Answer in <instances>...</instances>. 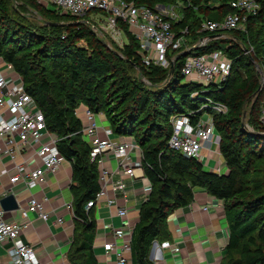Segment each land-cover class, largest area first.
<instances>
[{
	"label": "trees",
	"instance_id": "obj_1",
	"mask_svg": "<svg viewBox=\"0 0 264 264\" xmlns=\"http://www.w3.org/2000/svg\"><path fill=\"white\" fill-rule=\"evenodd\" d=\"M15 1L0 0V59L21 77L26 92L42 110L48 131L60 138V153L72 165L76 237L70 263L98 264L93 249L95 208L87 211L86 207L100 190L99 173L90 157V145L79 133L82 122L76 115L85 106L95 114L102 113L116 135L135 140L153 186L132 233V264H155L150 259L154 243L170 237L169 216L193 203L196 188L224 202L229 242L221 264H264V89L260 91L261 74L245 53L252 48L251 54L264 72V0H258L261 8L256 15L247 16L244 30L229 32L236 41L216 39L197 50L199 54L222 50L232 62L227 81L209 88L183 83L185 57L176 62L171 75L154 64L145 66L140 44L126 24L121 23L120 28L127 42L109 47L92 28L105 20L101 12L76 18L54 8L47 11L36 0H22L21 12L14 8ZM125 1L153 10L160 4L188 3L182 20L173 23V28L176 33L188 29L195 40L211 36L201 32L204 21H221L234 12L232 0ZM29 10L51 15H47L48 21L36 23L23 15ZM91 14L99 15L102 22L91 21ZM44 62L49 63L48 69ZM243 74L248 78L240 81ZM109 93L115 94L112 106L108 105ZM255 96L259 98L245 125L247 103ZM210 102L227 107L226 113L208 110L221 136L225 175L206 171L200 162L168 144L172 116L190 112L195 123L205 112L202 107Z\"/></svg>",
	"mask_w": 264,
	"mask_h": 264
},
{
	"label": "built area",
	"instance_id": "obj_2",
	"mask_svg": "<svg viewBox=\"0 0 264 264\" xmlns=\"http://www.w3.org/2000/svg\"><path fill=\"white\" fill-rule=\"evenodd\" d=\"M36 1L76 18L101 12L106 15L102 23L114 38L122 33L120 24H126L140 44L145 66L154 64L168 68L176 64L181 52L188 53L181 69L183 82L197 84L202 88L225 83L231 75L232 62L222 50L205 54H199L197 50L206 47L212 40L224 38L229 32L243 30L247 16L256 15L261 8L258 0H232L230 7L234 12L221 21H204L201 32L205 31L211 36L203 37L197 45L189 46V30L176 33L173 28V23L181 21L183 15H176L171 6L159 12L125 0ZM4 63L7 70L0 67V160L15 164L13 168L3 169L1 175L10 177L11 186L23 185L31 193L33 189L45 187L48 178L58 174L67 160L58 148L60 138L48 131L44 114L26 92L21 77L11 65ZM202 110L205 112L195 123L192 122L193 113L190 112L173 116V131L168 144L172 150L197 160L205 167L212 158L204 156L203 152L208 150L211 154L220 155L221 143V136L208 110L226 113L227 107L210 102ZM100 118L105 116L87 108L79 132L90 145V157L92 162L96 161L99 173L100 190L88 203L86 210L103 207L111 219L122 221L117 226L113 220L107 224L100 219L108 236L100 248L107 258L115 256V261H107V264H129L133 229L127 219L132 212H140L142 205L149 200L153 186L145 175L143 154L135 140L116 135L110 127L99 125ZM213 147L217 149L216 153ZM29 151L31 155H25L21 163H16L18 157ZM29 158L35 159L31 165ZM112 162L117 163V169L112 168ZM220 166L219 162L210 172L217 174ZM130 192L133 196H142V203L132 201ZM10 195L15 197L8 191L6 197ZM47 202L46 197L40 200L30 195L25 205L17 203L18 209L15 211L20 214L21 222L6 221L5 215L10 212L0 209V245L8 244L6 253L13 264H42L35 249L22 239V233L32 226V216L50 223L51 213L46 209ZM65 207L74 213L73 203ZM209 209V205L200 207L202 212H208ZM56 223L61 225L63 220L58 219ZM170 247L171 243L162 244L164 249Z\"/></svg>",
	"mask_w": 264,
	"mask_h": 264
},
{
	"label": "crops",
	"instance_id": "obj_3",
	"mask_svg": "<svg viewBox=\"0 0 264 264\" xmlns=\"http://www.w3.org/2000/svg\"><path fill=\"white\" fill-rule=\"evenodd\" d=\"M6 66L4 61L0 59V67L6 71ZM86 109L85 106H81L77 110V113L82 112V115L77 116L81 122L83 121V114ZM98 120L101 122V126L110 127L106 118ZM212 150L216 153L215 150L217 149L213 147ZM203 154L204 156L209 155L212 158L211 162L215 161V166L219 162L220 165L222 164L221 159L223 157L221 153L220 155L211 154L208 150H205ZM25 155L29 156L31 152H25L22 156L18 157L16 163H21ZM34 160L29 158L30 165L35 162ZM211 162L208 166H210ZM14 164L6 160H0V209H2L1 201L6 198L8 191L10 194H14L17 203L21 205H25L30 195H34L40 200L46 197L48 199L46 209L51 213L50 223H44L32 216V226L22 233V239L35 249L42 264H71L69 255L76 237V217L73 212L67 210L65 207L66 204L70 205L73 203L71 193L73 172L71 163L67 161L58 174L48 178V183L45 187L33 189L31 193L23 185L11 186L10 177L1 175L3 169L13 168ZM224 167L226 165L220 166L219 174L223 173ZM112 168L114 170L117 169V163L115 167L114 162H112ZM130 198L138 204H141V200H143L142 196L131 195ZM207 205L210 206L208 212L200 211V207ZM102 214H107L103 218V221L107 224L113 220L103 207L95 209L94 219L97 228L93 246L98 264H107V261L114 262L115 256L112 255L110 258H107L100 248L103 240L108 238L103 229V221L100 220ZM58 219L63 220L61 225L56 223ZM139 219L140 213L138 212H132L129 215L127 222L130 223L133 230L138 224ZM5 220L21 222L22 218L18 211H15L6 213ZM113 222L117 226H120L122 223L119 219H114ZM167 224L170 237L162 239L160 242H155L150 253V259L155 264L222 263L224 251L229 242V230L225 218L223 201L212 197L203 188H196L194 201L190 207L181 208L173 212L169 216ZM166 242L171 243L169 249L162 248V244ZM7 248L8 244L0 245V264H13L6 253ZM128 259L129 264H132L131 254H128Z\"/></svg>",
	"mask_w": 264,
	"mask_h": 264
},
{
	"label": "rangeland",
	"instance_id": "obj_4",
	"mask_svg": "<svg viewBox=\"0 0 264 264\" xmlns=\"http://www.w3.org/2000/svg\"><path fill=\"white\" fill-rule=\"evenodd\" d=\"M14 8L18 11V10H20L21 11V9H19L20 8V6L22 5V0H18V1H15L14 2ZM187 6H189V4L188 3H186V5H185V2H181V1H179V2H175L174 4H172L171 5V7H174V13L176 14V15H178V16H181L182 15V11H183V9H185ZM43 8L45 9V10H47V11H50V12H52V10H51V8L50 7H46V6H43ZM168 9L169 8V6L168 7H165L163 4H160L159 6H157L155 9L157 10V11H159V12H162V11H164L165 9ZM22 12V11H21ZM29 13H28V15H27V13H24L23 15L24 16H26V20L27 19H31L32 21L34 20L36 23H44V22H46V21H48L49 20V18L47 17V15H51V14H45V13H40V12H35V11H33V10H29L28 11ZM58 12L60 13V14H64L63 12H61V11H59L58 10ZM51 17V16H50ZM90 18H91V21H95L96 22V20H98L99 22L101 21L100 19H101V17L99 16V15H94V14H91L90 15ZM102 22V21H101ZM52 23H54V22H52ZM57 24V23H56ZM103 24V23H102ZM61 25V24H60ZM202 25V24H201ZM92 28H93V31L103 40V41H105V43L109 46V47H121V46H123L126 42H127V39H126V37H125V35H124V33H123V31H122V33L117 37V38H114V37H112V36H110L109 35V33L107 32V30L105 29V24L104 25H101V24H97V25H93L92 26ZM245 28H243V30H244ZM202 38H200V39H197V40H195L194 39V37L192 36V34H191V36H190V39H189V41H188V45L189 46H194V45H197L198 43H199V41L201 40ZM223 39H225V40H232V41H236L237 39H235V37H234V35L233 34H231V33H227L225 36H224V38ZM251 51H245V53L247 54V56H249L250 57V59L252 60V63H254L255 65H256V69H257V71H258V73H260L261 74V79H260V91L261 90H263L264 89V72H263V70L260 68V67H258L257 66V64H256V60H255V58H254V55L253 54H251V53H253V50H252V48L250 49ZM184 53H186V52H181V55L182 54H184ZM180 55V54H179ZM179 55H178V57H179ZM180 55V56H181ZM186 58V57H185ZM179 61V60H178ZM42 65L43 66H45L47 69H48V65H49V63L48 62H44V63H42ZM157 66V65H156ZM172 66H174V65H171V66H169L168 68H163V69H165V70H168L169 72L171 71V67ZM161 68V67H160ZM138 70V69H137ZM136 70V71H137ZM173 71H174V68H173ZM138 73H139V76H140V78L141 79H143L144 80V82H145V84L146 85H149V86H151L150 85V83L147 81V80H145L144 78H143V76H142V74L140 73V71L138 70L137 71ZM173 74V73H172ZM259 74V75H260ZM171 75V74H170ZM248 78V76H246V75H244L243 74V77L242 78H240V81H243L244 79H247ZM184 83V82H183ZM185 84V83H184ZM240 84H241V82H240ZM114 93H109V96L110 97H108V105H110V106H112L115 102H116V100H112V97H114ZM258 98H259V96H255V97H253L252 99H251V101H249L248 103H247V111H246V113H245V115H244V118H243V123L245 124V125H248L247 124V122H248V119H249V113L251 112V109L255 106V104H256V102H257V100H258ZM115 101V102H114ZM114 102V103H113ZM81 107V106H80ZM82 112H78L77 113V111H76V114H78V116H80V114H81ZM82 115V114H81ZM180 115V114H179ZM264 115V114H263ZM175 116V115H174ZM173 117V116H172ZM106 118V117H105ZM104 118V119H105ZM170 123H171V120H170ZM98 124H100L101 125V122L98 120ZM105 125H107L106 123H105ZM143 129H145V127H143ZM221 165H223V166H225L224 164H225V161L223 160V158L221 159ZM255 165H259V163L257 164H255ZM114 166L116 167V162H114ZM206 168V171H208V172H210L212 169H214V167H215V161H212L211 162V164H210V166H205ZM224 170H223V173H221L222 175H225V172H226V170H227V168L226 167H224L223 168ZM217 172V174H219V171H216ZM220 174V175H221ZM257 175V174H256ZM255 174L254 175H250V176H248V179H252V177L254 176H256ZM133 193L132 192H130L129 193V196H131ZM138 195H140V193H138ZM240 197H243V196H240ZM139 200H140V198H138ZM141 201H143V200H141ZM107 215V214H106ZM105 214H102L101 215V220H103V218H105V216H106Z\"/></svg>",
	"mask_w": 264,
	"mask_h": 264
},
{
	"label": "water",
	"instance_id": "obj_5",
	"mask_svg": "<svg viewBox=\"0 0 264 264\" xmlns=\"http://www.w3.org/2000/svg\"><path fill=\"white\" fill-rule=\"evenodd\" d=\"M49 25L56 26V24H52V23H49ZM186 56H188V53H184L181 56H179L178 60L181 59L182 57H186ZM173 68H174V66L171 67L170 74L173 73ZM1 206H2V209L6 212L15 211L18 209V204L16 202V199L12 195H10V196H8L2 200Z\"/></svg>",
	"mask_w": 264,
	"mask_h": 264
}]
</instances>
